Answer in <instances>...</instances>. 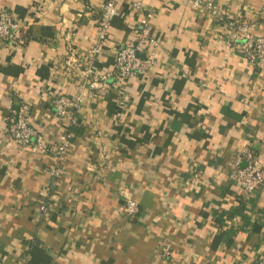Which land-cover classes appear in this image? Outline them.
<instances>
[{
    "label": "crops",
    "instance_id": "1",
    "mask_svg": "<svg viewBox=\"0 0 264 264\" xmlns=\"http://www.w3.org/2000/svg\"><path fill=\"white\" fill-rule=\"evenodd\" d=\"M104 2L0 0L22 22L0 48V264H264V184L245 198L232 179L242 150L241 166L251 154L264 167V66L227 44L204 5L261 36L264 0H120L99 40ZM132 2L154 12V64L104 96L83 90L61 162L18 149L10 102L57 141L66 123L50 101L77 93L90 58L112 70L134 37Z\"/></svg>",
    "mask_w": 264,
    "mask_h": 264
},
{
    "label": "built area",
    "instance_id": "2",
    "mask_svg": "<svg viewBox=\"0 0 264 264\" xmlns=\"http://www.w3.org/2000/svg\"><path fill=\"white\" fill-rule=\"evenodd\" d=\"M119 1L105 0L98 18L97 35L99 40L105 39L112 20L118 15ZM202 4V0H193L194 6ZM204 5L210 15L227 28L229 34L227 44L238 50L249 63L264 66V34L254 36L252 34L254 24L241 22L238 19L226 20L219 14V10L213 3L207 2ZM130 8L139 13L137 23L133 28L134 37L123 46L116 47L112 70L104 74L94 72L92 57L87 67L81 72L83 82L77 87V93L71 97L58 95L50 101L49 108L54 115L66 123L65 131L57 141H50L44 131L31 124L23 104L16 103L15 99L10 102L7 134L18 149L29 150L39 155L51 154L58 162H61L66 158L71 146L72 129L75 124V115L83 100V90L87 89L93 91L97 96H104L119 84L132 78L142 77L147 73V70L155 62V50L158 47V42L150 31V20L153 18L154 12L144 10L140 2H132ZM21 23L10 12H0V48L13 43L12 39ZM96 52L97 49L92 50V54ZM242 153L244 150L237 155L232 163V179L242 195L248 198L264 184V167L251 154H246L245 165L241 166ZM58 173L57 165L52 169L51 175L55 178L58 177ZM46 211L47 206L42 205L40 215L45 214ZM125 213L129 218L135 217L138 214V204L133 200H128L125 204ZM161 251L163 256L170 254L166 247Z\"/></svg>",
    "mask_w": 264,
    "mask_h": 264
}]
</instances>
